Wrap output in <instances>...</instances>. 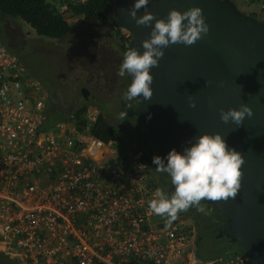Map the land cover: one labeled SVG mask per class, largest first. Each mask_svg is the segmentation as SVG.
<instances>
[{"label":"built area","instance_id":"1","mask_svg":"<svg viewBox=\"0 0 264 264\" xmlns=\"http://www.w3.org/2000/svg\"><path fill=\"white\" fill-rule=\"evenodd\" d=\"M46 100L0 40V254L18 264H188L195 229L154 217L159 186L143 152L119 155L115 139L94 136L95 106L80 127L74 115L47 127Z\"/></svg>","mask_w":264,"mask_h":264},{"label":"water","instance_id":"2","mask_svg":"<svg viewBox=\"0 0 264 264\" xmlns=\"http://www.w3.org/2000/svg\"><path fill=\"white\" fill-rule=\"evenodd\" d=\"M135 0H113L112 14L131 33L129 49L142 52L152 25L130 16ZM199 6L208 33L195 43L167 46L154 75L153 95L138 98V119L146 137L164 148L183 151L203 133L220 132L229 148L244 156L241 188L234 198L203 200L226 218L218 236L237 242L248 264H264V20L238 8L234 0H149L148 11L166 18L172 8ZM145 8L138 10L142 15ZM154 24V21H153ZM195 100V107L192 101ZM250 105L242 125L221 119V110Z\"/></svg>","mask_w":264,"mask_h":264},{"label":"clouds","instance_id":"3","mask_svg":"<svg viewBox=\"0 0 264 264\" xmlns=\"http://www.w3.org/2000/svg\"><path fill=\"white\" fill-rule=\"evenodd\" d=\"M148 4L149 0H135L130 16L138 25H152L150 38L143 40L142 52L137 47L125 51L117 71L118 77H131V83L123 94L129 108L136 98L148 100L152 97L154 75L151 69L159 64L167 46L174 43L191 45L210 30L199 6L184 11L172 8L166 18L157 19L152 11L147 10ZM142 7L145 11L138 15ZM195 104L193 100L192 106L195 107ZM252 114V107L245 104L239 108L222 109L221 119L225 123L231 120L242 125L245 117ZM119 115L121 121L125 119V113ZM243 162L241 152L229 148L220 132L203 133L182 152L172 149L166 160L156 155L152 161L155 171L166 173L171 178L173 191L169 196L157 188L155 198L149 201L148 207L151 212L170 223L180 212L190 207L196 206L198 211L203 212L204 208L200 205L202 200L234 198L241 188Z\"/></svg>","mask_w":264,"mask_h":264},{"label":"rangeland","instance_id":"4","mask_svg":"<svg viewBox=\"0 0 264 264\" xmlns=\"http://www.w3.org/2000/svg\"><path fill=\"white\" fill-rule=\"evenodd\" d=\"M234 1L242 11L258 19H264V0ZM73 25L74 30L71 34L52 38L38 34L23 19L0 12L1 42L17 54L28 72L42 82L46 92L49 91L54 96L55 103L62 110L58 109L56 114L48 112L55 117L65 115L80 106L83 102L81 86H88L95 92L94 83L98 82L100 73H103L98 68L103 66L100 65L101 57L105 58V53L110 49H115L114 53H116L120 47L116 37L119 36L120 41L126 45H129L131 40L129 31L124 27L119 30L115 27L111 30L98 22L83 23L80 18H74ZM93 106L88 105V108ZM138 142L133 138H125L121 142H114L113 146L119 155L122 153L130 155L140 151L136 150L138 147L142 148L140 145L134 146ZM200 205L204 208L203 212L198 211L196 206L190 207L195 209L199 223L202 224V230L198 231L201 233L199 245L195 243L198 236L197 230L194 238V245L198 246L195 254L210 260L209 262L225 255V258L221 260L227 261L233 255L234 249L242 251L240 245L231 239L218 236L219 228L224 224V218L220 212L202 201ZM184 212L186 211H182L178 216H182L195 229L193 218ZM154 217L161 218L156 214ZM2 260L0 261L2 264H18L17 260L11 257L3 256Z\"/></svg>","mask_w":264,"mask_h":264},{"label":"trees","instance_id":"5","mask_svg":"<svg viewBox=\"0 0 264 264\" xmlns=\"http://www.w3.org/2000/svg\"><path fill=\"white\" fill-rule=\"evenodd\" d=\"M112 1L113 0H86L82 2L78 0H0V12L23 19L40 35L60 38L71 34L74 30V18H80L81 21L86 24L98 22L108 29L113 30L117 27L119 30L122 26L119 25L113 17ZM251 1L255 2L256 0ZM63 5H67V8L64 10L62 9ZM87 108V105L78 106L76 109L60 117H55L48 113L47 127H52L57 122L67 119L71 115L78 118V126L80 127L86 122L84 114ZM90 132L106 142L112 139L121 142L119 136L116 135V127L111 124L102 112L99 114L97 121L91 125ZM136 150L143 149L138 147ZM143 155L148 159L144 153ZM210 206L215 208L211 204ZM188 213L196 216L194 208H189L184 212L186 215H188ZM220 214L223 216L225 222V216L221 212ZM232 254V256L244 255V250L243 248L242 251L236 249ZM2 257L3 256L0 255V261H3ZM200 258L202 257L200 256ZM204 260L210 261L207 259ZM0 263L2 264V262ZM246 264L248 263L246 262Z\"/></svg>","mask_w":264,"mask_h":264},{"label":"flooded vegetation","instance_id":"6","mask_svg":"<svg viewBox=\"0 0 264 264\" xmlns=\"http://www.w3.org/2000/svg\"><path fill=\"white\" fill-rule=\"evenodd\" d=\"M116 39L120 42V47L118 50L110 49L104 56L100 59V65L98 66L99 70H102L100 73V78L97 79L98 82L94 83L93 89L95 92L88 86H81L80 92L82 94L83 102L82 105H94L99 113H104L105 117L113 124L117 129V136L119 139H135L139 142L136 143V146H142L143 153L148 157V162L154 174L156 183L159 188L164 190L167 195H171L173 190V185L171 184V178L166 173H157L155 171V165H153V157L156 155L161 156L162 158L167 157V153L162 146L154 142L152 139L146 137L147 132V123L140 121L138 116L141 111H139V102L138 98L134 99L130 103V108L127 105L128 102L124 100L123 94L126 91L128 85L131 83V77L125 76L123 78L117 76V71L122 62L123 53L129 49V45L124 44L120 41L119 36ZM98 70V71H99ZM46 108L47 111L56 114V112L61 110L60 106L55 103L54 96L48 91ZM74 107V106H73ZM62 111V110H61ZM125 113V119L121 121L120 113ZM128 113V115H127ZM62 114V112L60 113ZM131 137V138H130ZM150 155V156H149ZM172 189V190H170ZM205 204H208L202 201ZM208 206L211 208L210 204ZM191 218H193L195 224V232L197 230H202V224L199 223V218L194 214L188 213ZM195 243H199L201 233L198 232ZM199 245V244H198ZM196 247H198L195 244Z\"/></svg>","mask_w":264,"mask_h":264},{"label":"crops","instance_id":"7","mask_svg":"<svg viewBox=\"0 0 264 264\" xmlns=\"http://www.w3.org/2000/svg\"><path fill=\"white\" fill-rule=\"evenodd\" d=\"M195 249H196V246L193 244V246L191 247V249L189 250L187 254L188 264H200L203 262H205L206 264H246V259L244 255L231 256L230 259H228L227 261L221 260L222 258H225V255H222L221 257L209 262V261H206L200 258V255L197 256L195 254ZM238 257H240L243 260H239Z\"/></svg>","mask_w":264,"mask_h":264}]
</instances>
